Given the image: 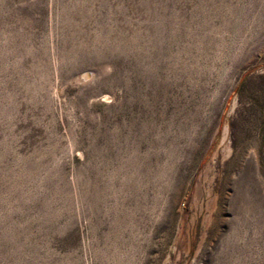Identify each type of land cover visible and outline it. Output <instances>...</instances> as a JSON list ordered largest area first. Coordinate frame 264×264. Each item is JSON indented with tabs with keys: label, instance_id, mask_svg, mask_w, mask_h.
Returning a JSON list of instances; mask_svg holds the SVG:
<instances>
[{
	"label": "rangeland",
	"instance_id": "374dc122",
	"mask_svg": "<svg viewBox=\"0 0 264 264\" xmlns=\"http://www.w3.org/2000/svg\"><path fill=\"white\" fill-rule=\"evenodd\" d=\"M0 264H264V0H0Z\"/></svg>",
	"mask_w": 264,
	"mask_h": 264
}]
</instances>
